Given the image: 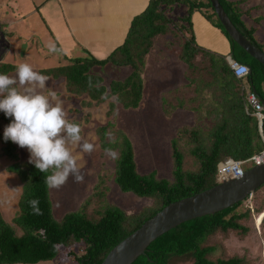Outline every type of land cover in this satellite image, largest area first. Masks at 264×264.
<instances>
[{
    "label": "trees",
    "instance_id": "16d2710c",
    "mask_svg": "<svg viewBox=\"0 0 264 264\" xmlns=\"http://www.w3.org/2000/svg\"><path fill=\"white\" fill-rule=\"evenodd\" d=\"M218 1L238 31L262 50L253 38L256 27L243 19L249 15L238 12L239 7L236 9V4L239 6L243 0ZM180 8L185 11L182 16L175 11ZM196 12L227 39L228 55L197 45L192 25V16ZM173 14L177 15L176 20ZM256 20L263 21L264 18ZM4 26L0 20V38L6 34ZM169 32H178L182 36L178 59L186 67V83L166 94L162 99L163 109L167 115L175 110H185L194 118L193 125L181 127L171 140V179H158L155 172L139 174L127 135L114 131L109 124L97 130L100 149L104 153L106 149L116 152L115 185L123 193L152 200L153 205L128 216L119 207L99 199V194L94 191L76 211L57 220L52 215L50 188L44 182L51 170L41 173L28 160H20L16 144L5 141L2 134L1 156L13 161L8 172L15 174L21 182L18 212L12 222L22 234L18 235L0 213V264L52 262L66 251L67 256L77 255L74 247L83 251L81 256H75L76 264H100L114 246L168 204L216 186L217 170L224 161L243 162L264 150V118L259 123L246 100L247 91L253 90L259 101L264 98V67L229 38L209 0H149L146 9L132 19L124 43L106 59L97 60L87 52L76 57L63 56L67 60L64 64L39 73L53 80L62 79L67 93L84 98V108L114 98L123 109H136L143 97L144 58L153 40ZM229 60L248 66L250 74L244 79H236L229 69ZM105 65L128 67L131 73L124 80H114L105 86L104 78L94 70L95 67L103 69ZM14 70L11 64L0 63V73L8 75ZM114 106L110 103L111 110ZM2 122L9 124L10 118L0 111ZM113 133L115 137H112ZM247 164L253 166L252 163L244 166ZM262 192L264 184L250 200L170 230L152 242L133 264H173L174 260L190 261L189 264H244L237 256L224 259L213 255L221 250L219 242L222 239L230 235L239 238L248 235L250 226L247 222L251 219L253 223L255 219L251 217L264 212V195L257 207L249 205L251 200L257 203ZM32 200H38V211L30 205ZM260 226H264V216Z\"/></svg>",
    "mask_w": 264,
    "mask_h": 264
},
{
    "label": "rangeland",
    "instance_id": "374dc122",
    "mask_svg": "<svg viewBox=\"0 0 264 264\" xmlns=\"http://www.w3.org/2000/svg\"><path fill=\"white\" fill-rule=\"evenodd\" d=\"M238 7L236 4V9ZM238 9V12L249 15V17L243 16V19L256 27L257 32L253 38L262 46L264 52V20H256V22L253 20L256 19L253 16L258 14L259 18H264V0H245ZM175 11L179 16L185 14L184 8ZM176 14H173L174 20L177 19ZM0 20L6 30L5 36L0 38V63L15 67V70L8 74L10 77H15L16 67L20 63H28L34 71L39 72L64 64L67 60L63 58V53L73 57L79 56L78 48L67 35L59 5L55 0H0ZM195 25L204 38L203 22H195ZM181 42L182 36L178 32L174 34L169 32L153 40L152 47L144 58L141 75L143 97L136 109L125 110L114 102V98H109L97 106L84 108L83 97L67 93L62 79L53 80L48 77L49 80L42 91L47 95L48 89H51L57 94L66 113V119L79 124L81 128V144L87 141L94 146V150L87 153L83 152L79 145H70L73 155L77 157L79 174L83 179L76 182L70 175L60 188L49 189L52 215L55 219L59 220L65 214L76 211L83 200L94 191L99 194V199L119 207L128 216L153 205L152 200L123 193L115 185L113 182L115 156L100 149L97 130L100 126L109 124L113 126L114 131H122L127 135L133 147L139 174L155 172L158 179H171L173 165L171 140L175 138L181 127L193 125L194 122L191 112L175 110L167 115L162 105V99L169 91L180 88L186 83L184 80L186 67L178 59ZM49 44L55 45V52L49 51ZM199 46L210 50L207 45ZM94 70L104 78L105 86L114 80L122 81L131 73L128 67L111 65H105L103 69L95 67ZM51 102L55 104L57 101ZM110 103L115 105L112 110ZM6 125L8 124L0 123V135L3 134ZM112 137H115L114 133ZM16 146L19 159L29 161L30 153L27 148H21L17 144ZM2 147L3 143L0 141V213L3 219L16 229L17 234L21 235L22 231L12 222L18 212L21 182L15 174L8 172V167L13 161L1 156ZM114 153L116 155V152ZM250 168L249 164L244 166V170ZM263 195L264 192L258 196L257 203L251 200L249 206L257 207L262 202ZM251 197L252 195L248 200ZM263 216L264 212L258 217L256 215L251 217L255 220L253 223L251 219L247 222L250 232L244 238L230 235L227 239H222L219 242L222 245L221 250L213 256H222L224 259L237 256L244 264H264V226H260ZM76 249L77 247L73 249L78 252L75 256H81L83 251ZM67 252L61 253V257L52 262L38 264H76L75 256L68 255V257ZM174 261L173 264L190 262Z\"/></svg>",
    "mask_w": 264,
    "mask_h": 264
},
{
    "label": "clouds",
    "instance_id": "9594fccd",
    "mask_svg": "<svg viewBox=\"0 0 264 264\" xmlns=\"http://www.w3.org/2000/svg\"><path fill=\"white\" fill-rule=\"evenodd\" d=\"M48 48L50 52L56 51L53 44ZM48 80L28 63L17 65L15 77L0 73V111L10 118V123L4 127V140L27 148L29 163L41 173L51 170L44 182L49 188L58 189L70 175L76 182L83 179L70 145H79L87 153H91L94 146L87 141L81 144V128L66 119L57 94L51 89L44 94L42 90ZM52 100L57 102L53 104ZM105 151L115 156L111 149ZM30 205L38 211V200L30 201Z\"/></svg>",
    "mask_w": 264,
    "mask_h": 264
},
{
    "label": "water",
    "instance_id": "95a60500",
    "mask_svg": "<svg viewBox=\"0 0 264 264\" xmlns=\"http://www.w3.org/2000/svg\"><path fill=\"white\" fill-rule=\"evenodd\" d=\"M209 2L229 38L264 67V52L238 31L218 0ZM260 102L264 107V101ZM263 184L264 164L246 170L240 178L223 181L200 193L170 203L114 246L100 264H133L152 242L165 233L185 222L213 215L242 202Z\"/></svg>",
    "mask_w": 264,
    "mask_h": 264
},
{
    "label": "crops",
    "instance_id": "0c3cea01",
    "mask_svg": "<svg viewBox=\"0 0 264 264\" xmlns=\"http://www.w3.org/2000/svg\"><path fill=\"white\" fill-rule=\"evenodd\" d=\"M55 1L59 5L67 35L78 48L79 56L87 52L97 60L106 59L113 50L124 43L132 19L142 13L149 2V0ZM230 1L240 2L239 0ZM244 2L245 0L243 3H239V7ZM259 16L258 14L253 17L257 19ZM198 21L203 22L204 38L195 25V22ZM192 24L197 45H207L210 48V50L207 49L209 51L224 56L228 55L229 43L219 29L213 27L198 12L192 16ZM202 48L204 47L202 46ZM63 56L73 57L66 53H63Z\"/></svg>",
    "mask_w": 264,
    "mask_h": 264
},
{
    "label": "built area",
    "instance_id": "2783aa9c",
    "mask_svg": "<svg viewBox=\"0 0 264 264\" xmlns=\"http://www.w3.org/2000/svg\"><path fill=\"white\" fill-rule=\"evenodd\" d=\"M228 65H229V69L232 71L236 79H244L250 73L248 66L238 63L236 61L229 60ZM246 100L250 108L254 111V114L257 117L259 123H261L262 119L264 118L263 115L264 107L261 105L258 97L253 91H247ZM246 163H252L253 166L263 165L264 150L261 151L259 154L243 162L231 161V160L224 161L217 170L216 182L220 184L223 181H227L229 179H237L242 177L245 171L243 169V166Z\"/></svg>",
    "mask_w": 264,
    "mask_h": 264
}]
</instances>
